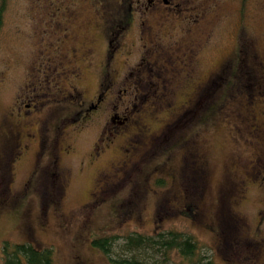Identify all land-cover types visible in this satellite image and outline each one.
<instances>
[{"label": "rangeland", "instance_id": "374dc122", "mask_svg": "<svg viewBox=\"0 0 264 264\" xmlns=\"http://www.w3.org/2000/svg\"><path fill=\"white\" fill-rule=\"evenodd\" d=\"M44 1L54 7L77 3L83 9L82 20L97 28V63L92 73L85 70L88 79L76 83L79 90L85 88L87 99L96 92L97 64L103 52L101 19L88 10L89 3L108 4L115 19L126 13L122 0H7L0 26L3 131L16 120L8 109L16 112L21 105L19 113L23 114L29 110L23 102L40 107L46 99L36 84L34 93L30 69L36 58L32 40H39L31 24L40 18L37 11ZM199 3L209 6L210 12L196 34L202 47L195 52L187 86L159 89L142 85L124 90L116 84L105 109L92 113L90 121L66 119L73 111L67 101L58 108L50 106L54 119L49 122L47 149L41 154L35 140L25 137L36 129V111L31 120L17 115L19 147L27 140V150L11 166H1L8 184H0V264L5 241L50 247L53 264H114L92 243L106 236L115 240L109 253L112 259L195 264L196 257L185 258L175 248L155 245L130 250L124 246L127 234L168 236L170 231L192 236L203 263L264 264V156L256 155L260 137L250 131L248 109L254 107L258 120L264 122V96L252 101L261 90L255 86L262 82L264 0ZM41 17L49 16L42 12ZM135 18L140 21L137 14ZM181 34L180 30L162 42L169 45ZM128 45L132 65L141 55ZM238 52L242 58L236 72ZM252 55L258 57L257 64L250 65ZM145 72L148 78L152 71ZM206 80L211 83L208 88H196ZM231 81L241 88L235 97L236 91L228 89ZM131 107L135 108L131 120L124 125L112 123L111 112L129 115ZM139 113L142 116L137 120ZM170 123L175 126L165 129ZM104 127L109 144L98 151L95 145ZM191 135L197 144L188 148L185 141ZM255 157L258 169L263 167L259 175Z\"/></svg>", "mask_w": 264, "mask_h": 264}, {"label": "flooded vegetation", "instance_id": "af4514ba", "mask_svg": "<svg viewBox=\"0 0 264 264\" xmlns=\"http://www.w3.org/2000/svg\"><path fill=\"white\" fill-rule=\"evenodd\" d=\"M44 2L40 3L41 7L37 11L40 18L31 24L33 28L35 26L32 33L33 35L35 33L39 40L37 43L32 40L36 58L30 69L32 70L33 80L31 83L34 93V84H36L39 86L38 88L44 90L46 99L40 104V107L34 103L23 102L24 107H29V110L24 111L23 114L19 113L21 105L18 106L16 112L15 108L8 109L9 115L16 120L5 131L1 127L2 115L0 114V184L5 183L2 164L11 166L12 162L22 155L25 149L27 150V140H24L22 146L19 147L18 138L21 136L18 137L17 115L21 114L24 116L23 119L31 120L33 118L31 115L36 111V129L30 135L25 134V137L35 140L41 154L47 149L45 143H48L50 135L49 122L54 119L50 113V106L58 108L62 101H67L66 103L72 104L73 111L65 116L66 119L72 117V122H77L82 118L90 121L93 117L92 113H99L105 109L103 105L108 101L110 91L116 87V84H121L124 90L140 89L142 85L159 89L176 84L180 88L187 86L192 78L190 73L195 67V52L202 47L201 40L196 39V34L200 30L199 27L205 22L204 17L210 12V7L203 6L199 0H122V3H126V13L121 18L115 19L112 8L108 4L100 3L98 6L90 1L88 10L95 18L101 19L103 52L97 64L99 73L95 81L96 92L92 98L87 99L83 95L85 88L79 90L76 83L80 84L88 79L90 75L88 76L86 71L92 73L97 63L94 35L97 28L92 25V22L91 24L82 20L79 14L83 9L81 6L78 7L77 3H64L62 7H54L51 6V3ZM212 2L214 3V0H210V3ZM214 10L216 9L214 8ZM243 10L241 7V13ZM42 12H45L49 17H41ZM135 14L140 17V21H137ZM180 30L182 34L165 46L162 42L164 37H172ZM128 44H131L133 49L139 50L141 55L139 60L132 65L127 55ZM167 46L169 49H166ZM144 48H147V51ZM146 53L151 55V60L148 59L149 56H146ZM236 58L237 72L240 68L241 52H238ZM257 61L258 57L252 55L250 65L257 64ZM260 69L262 82H259L260 85L255 87L257 90L258 88L261 90H258V97L254 96L252 101L256 98L259 100V95L264 96V62L261 63ZM148 70L152 72L146 78L143 76V72L146 73L145 71ZM141 71H143L142 75H140ZM183 75L184 79L181 78ZM210 84L209 80L202 81L196 84V88L206 89ZM229 88L236 91L235 94H232L233 97L241 90L239 84L232 81L229 83ZM31 107L33 109H30ZM139 109L137 108L138 111ZM248 109L251 111L249 121H252L251 125L249 124L250 131L260 137L256 140L255 147L258 149L256 155L261 158L264 156L262 149L264 146V122L258 120L257 114L254 113V107ZM134 110L135 108L131 107L128 111L129 115L124 114L123 116L111 112L112 123L126 124L131 120V113ZM141 116L142 114L139 113L137 120ZM174 117L175 114L171 118ZM105 123L108 124V121ZM173 126L175 124L170 123L164 128L171 129ZM104 129L95 145L98 151L103 144H109L110 137L107 129L105 127ZM1 132H3L2 136ZM185 144L188 148L189 145L192 148L195 147L197 141L191 135L186 139ZM195 153L199 154L198 152L193 154L195 155ZM256 160L255 157L254 166L256 175H259L263 167L259 166L258 169ZM237 162L240 160L237 159ZM10 178H12V173Z\"/></svg>", "mask_w": 264, "mask_h": 264}, {"label": "trees", "instance_id": "16d2710c", "mask_svg": "<svg viewBox=\"0 0 264 264\" xmlns=\"http://www.w3.org/2000/svg\"><path fill=\"white\" fill-rule=\"evenodd\" d=\"M7 5V0H0V26L2 24L3 12ZM234 91V90H232ZM236 93V92H235ZM160 184L162 183L159 182ZM170 235L165 236L159 233L158 236H148L142 234L125 236L124 246L127 249L133 250L141 247L158 246L165 250H172L173 248L185 258H195V264H212L211 261L202 262L203 255L198 252L200 249L196 240L192 236H184L179 232L170 231ZM114 237H98L93 240V245L102 250L110 258L114 264H148L136 257L112 259L109 256L111 244L115 241ZM3 261L2 264H53V250L50 247L38 248L29 242L10 243L5 241L2 246Z\"/></svg>", "mask_w": 264, "mask_h": 264}]
</instances>
